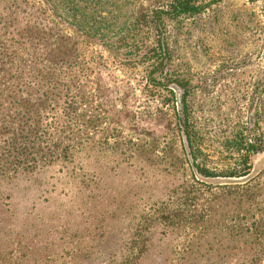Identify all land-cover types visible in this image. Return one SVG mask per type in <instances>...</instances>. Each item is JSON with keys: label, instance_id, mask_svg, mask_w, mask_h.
Listing matches in <instances>:
<instances>
[{"label": "rangeland", "instance_id": "rangeland-1", "mask_svg": "<svg viewBox=\"0 0 264 264\" xmlns=\"http://www.w3.org/2000/svg\"><path fill=\"white\" fill-rule=\"evenodd\" d=\"M64 1L0 0V53L4 49L0 65L5 67L2 75L6 83L15 91L7 99L10 114H18L22 95L44 98L54 93L64 101L73 97L81 113L125 111L130 115L122 125L125 132L137 129L146 140L148 131L155 130L153 137L162 136L174 113L183 118L185 96L187 101L191 99L200 162L215 172L232 161L223 141L234 127L251 132L254 138L264 135V0H201L208 5L204 12L166 21L160 32L167 60L164 67L152 72L155 86L148 80L147 72L152 69H146L128 52L129 47L114 45L122 37L119 27L107 31L109 37L103 41L88 38L78 32L82 31L78 25L69 24L78 11L74 3L65 7ZM170 1L90 0L85 11L100 22L98 29L103 31L112 17L119 22L140 15L151 18ZM153 41L146 43L151 46ZM98 64L103 68H96ZM50 73L53 79L49 76L52 80L44 86L42 80ZM132 116L137 123L131 125ZM106 135L108 146L102 155L88 152L77 162L91 170L99 159L104 165L99 173H104L106 188L116 187L120 197L135 200L137 210H141L139 206L149 210L159 202H173L175 207L189 195L200 212L210 206L211 214L204 212L206 220L216 219L209 224L155 229L143 264L173 260L178 264L182 257L192 255L188 254V244L195 245L190 264H264V151L251 157L249 177L208 179L174 164L183 159L177 137L171 156L164 155V146L143 141L134 147L136 155L131 162L114 171L111 155L119 151L116 134ZM60 168L54 166L33 175L29 181L16 184L15 191L18 195L38 192L44 185L53 191L50 197L62 194L68 169ZM243 186L248 196L238 188ZM172 197L175 201L169 200ZM251 200L258 205L251 218L247 223L236 221L238 210L245 208L242 204L248 201L246 205H251ZM20 210L25 211V207ZM226 212L230 218L222 223Z\"/></svg>", "mask_w": 264, "mask_h": 264}, {"label": "trees", "instance_id": "trees-1", "mask_svg": "<svg viewBox=\"0 0 264 264\" xmlns=\"http://www.w3.org/2000/svg\"><path fill=\"white\" fill-rule=\"evenodd\" d=\"M89 2L64 1L65 7L67 3H74L78 11L69 24L78 25L82 30L78 32L86 37L102 41L109 37L107 31L119 27L122 37L114 45L119 48L129 47L128 52L139 58L146 69H152L147 72L152 84V72L164 67L167 60L160 32L165 29L166 21L198 15L208 7L201 0H171L165 10L154 11V17L151 18L140 15L120 22L116 17L109 21L105 19L110 26L102 31L98 29L100 22L92 19L91 14L85 11V5ZM152 39L153 45L150 46L146 42ZM106 42L113 45V42ZM3 51L1 49V53ZM98 66L96 68H103L100 64ZM4 70L1 64L0 264H143L145 254L153 245L151 238L155 229L171 228L183 223L194 225L216 221L210 217L206 220L204 212L207 210L211 214L209 205L200 212L189 195L181 198L182 201L175 207L173 202L170 205L168 202H159L150 205L149 210L145 206H139L141 210H137L135 200L120 197L116 187L106 188L104 173H99L104 165L99 159H95L96 166H92L91 170L77 163L88 152L102 155L100 152L108 146L106 134H116L115 145L119 151L113 152L115 156L111 155L114 171L131 162L136 155L134 147L143 141L148 145L150 142V145L164 146V155L171 156L174 154V137H177L182 145L183 159L174 161V164L184 165L191 172L196 170V173L208 179L247 178L251 175V157L264 151L263 134H257L258 138H254L251 132L237 131L234 127L223 141V148L231 155L232 161L219 172L207 168L204 161L200 162V141L190 106L191 99L187 101L185 96L182 99L183 118L174 113L168 119L169 124L163 128L162 136L153 137L155 130L148 131L146 140H142L143 133L137 129L125 132L123 122L130 118L125 111L81 113L77 111V102L73 97H67L69 101H64L63 97L54 93H47L43 95L44 98L22 95V104L19 110L16 109L18 114L14 110L16 115H13L10 114L7 99L15 91L12 85L6 83L2 75ZM52 73L43 78L44 86L53 79ZM132 120L131 125L137 123L133 116ZM125 133L128 136L124 137ZM189 159H192L191 164ZM54 166H60L61 171L68 169V181L62 194L50 197L53 191L45 189L44 185L43 190L38 192L17 194L16 184L29 181L33 175L46 172ZM238 188L241 194L247 195L245 191L248 189L245 186ZM169 200L175 201L173 197ZM250 203L242 204L245 208L238 210L236 221L247 223V219L251 218L258 205L253 200ZM20 207H25V211L21 212ZM225 217L227 219L223 218L222 223L229 220L230 214L226 212ZM188 246V254L193 255L195 245ZM211 251L215 252L214 249ZM192 255L182 257L178 264H190ZM174 261L168 264H174Z\"/></svg>", "mask_w": 264, "mask_h": 264}]
</instances>
